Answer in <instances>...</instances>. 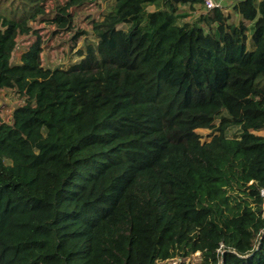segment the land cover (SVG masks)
<instances>
[{
	"label": "trees",
	"instance_id": "1",
	"mask_svg": "<svg viewBox=\"0 0 264 264\" xmlns=\"http://www.w3.org/2000/svg\"><path fill=\"white\" fill-rule=\"evenodd\" d=\"M46 1L0 0V264H264V0H114L66 69Z\"/></svg>",
	"mask_w": 264,
	"mask_h": 264
},
{
	"label": "rangeland",
	"instance_id": "2",
	"mask_svg": "<svg viewBox=\"0 0 264 264\" xmlns=\"http://www.w3.org/2000/svg\"><path fill=\"white\" fill-rule=\"evenodd\" d=\"M68 0H47L45 5L47 12L51 16L57 13L58 8L65 7ZM114 0H83L81 4L74 5L68 8V13L73 17V31H62L56 35H52L57 27L51 23L32 22L34 29L40 32L44 39L42 61L46 68L54 69L57 67L68 68L79 61L78 51L83 49L86 41L93 40L92 22L102 19L104 13L112 5ZM238 0H228L226 13L230 15V23H237L239 16L233 11V5ZM7 7V3L0 4V13ZM150 7L149 10H153ZM202 8H198L195 12H190V16L185 21H193L201 14ZM52 13V14H51ZM77 31L85 32L76 42H72L71 38ZM249 49H253L252 43H248ZM19 55V50L15 53L13 61H16ZM23 103V97L14 92H6L0 90V120L8 121L11 117L13 109ZM203 135V141H208L209 131L199 130ZM236 133V130H230L228 136L231 137ZM264 135V132L258 133ZM200 264V254L196 253L193 257L188 258L184 262L182 260H170L168 262H159L158 264Z\"/></svg>",
	"mask_w": 264,
	"mask_h": 264
},
{
	"label": "built area",
	"instance_id": "3",
	"mask_svg": "<svg viewBox=\"0 0 264 264\" xmlns=\"http://www.w3.org/2000/svg\"><path fill=\"white\" fill-rule=\"evenodd\" d=\"M201 1L203 2L205 11H211V10L218 9L223 12H226V6L228 3V0H201ZM22 104H24V98H23ZM261 196L263 199V209H264V189L261 191ZM263 217H264V211H263Z\"/></svg>",
	"mask_w": 264,
	"mask_h": 264
}]
</instances>
